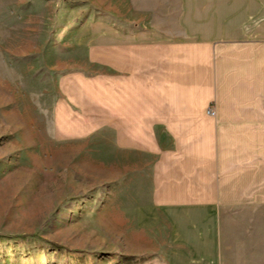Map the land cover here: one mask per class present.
Masks as SVG:
<instances>
[{
  "label": "rangeland",
  "instance_id": "obj_1",
  "mask_svg": "<svg viewBox=\"0 0 264 264\" xmlns=\"http://www.w3.org/2000/svg\"><path fill=\"white\" fill-rule=\"evenodd\" d=\"M148 1L0 0V264H152L165 246V227L141 218L178 198L158 184L172 187L174 153L206 137L124 130L117 52L96 42L156 25L164 8ZM244 168L221 205L223 264H264V164Z\"/></svg>",
  "mask_w": 264,
  "mask_h": 264
},
{
  "label": "crops",
  "instance_id": "obj_2",
  "mask_svg": "<svg viewBox=\"0 0 264 264\" xmlns=\"http://www.w3.org/2000/svg\"><path fill=\"white\" fill-rule=\"evenodd\" d=\"M156 2V25L140 19L96 39L117 52V114L127 131L206 139L176 140L186 145L172 156L173 186L158 184L157 195L178 198L151 205L141 225L166 229L152 264H223L230 180L240 165L264 164V0ZM239 132H260V143H238Z\"/></svg>",
  "mask_w": 264,
  "mask_h": 264
}]
</instances>
